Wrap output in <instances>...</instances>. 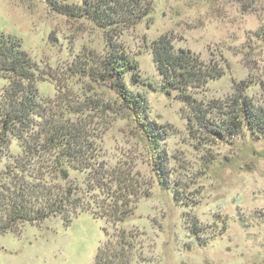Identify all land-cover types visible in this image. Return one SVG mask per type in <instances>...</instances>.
I'll return each instance as SVG.
<instances>
[{"label": "rangeland", "instance_id": "obj_1", "mask_svg": "<svg viewBox=\"0 0 264 264\" xmlns=\"http://www.w3.org/2000/svg\"><path fill=\"white\" fill-rule=\"evenodd\" d=\"M148 1L150 14L112 40L137 64L136 80L126 73L124 81L145 94L160 126V164L109 84L74 72L76 63L88 58L87 65L95 66L103 55L104 30L57 13L44 0H0V34L19 38L36 63L41 99L89 96L113 103L111 111H92L87 119L100 160L113 173L125 172L135 191L124 221L84 212L67 225L52 216L0 232V264H93L98 249L122 232L131 242L129 264H264V136L242 126L232 139L216 140L195 125L175 93L160 90L147 46L166 35L176 49H188L220 71L191 89L197 101L216 105L209 115L215 123L240 94L264 113V0ZM7 83L0 76V95ZM8 148L18 152L15 141ZM70 178L82 184L85 173L72 170Z\"/></svg>", "mask_w": 264, "mask_h": 264}, {"label": "trees", "instance_id": "obj_2", "mask_svg": "<svg viewBox=\"0 0 264 264\" xmlns=\"http://www.w3.org/2000/svg\"><path fill=\"white\" fill-rule=\"evenodd\" d=\"M44 1L57 13L86 18L104 30L103 55L95 66L87 65L88 58L76 63L74 72L109 84L117 104L138 126L153 162L160 164V126L150 117L145 94L131 91L124 81L126 73H132L131 78L136 80L137 64L112 40L119 31L135 26L150 14V1ZM147 46L160 76V90L166 95L174 92L191 111L194 124L216 140L232 139L242 126L257 138L264 136V113L246 96L240 94L226 105L224 119L215 123L209 115L216 105L203 104L192 95V88L205 86L219 77L220 71L190 50L176 49L166 35ZM37 72L36 63L22 48L20 39L1 33L0 76L8 83L0 95V161L5 159L0 170V232L52 216H59L67 225L84 212L112 222L124 221L131 214L135 191L126 183L125 172L113 173L100 160L97 133L87 119L89 112L111 111L113 103L89 96L83 101L64 97L58 103L41 99ZM12 141L18 152L8 148ZM72 170L85 173L82 184L70 178ZM118 237L114 244L98 249L93 264H129L131 242L123 232Z\"/></svg>", "mask_w": 264, "mask_h": 264}]
</instances>
